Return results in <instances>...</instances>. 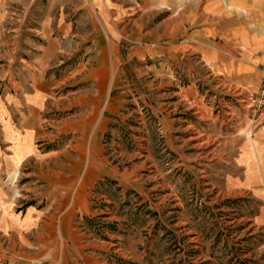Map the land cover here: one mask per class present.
<instances>
[{"label": "crops", "instance_id": "1", "mask_svg": "<svg viewBox=\"0 0 264 264\" xmlns=\"http://www.w3.org/2000/svg\"><path fill=\"white\" fill-rule=\"evenodd\" d=\"M128 2L98 0L109 38L93 43L97 67L87 71L83 67L58 74L48 71L54 62H62L73 29L72 23L46 20L42 26L46 43L40 46L36 67L18 91L0 103L2 142L7 146L0 152V234L7 243L0 259L6 264L15 259L17 264H107L104 258L115 245V235L108 241L96 240L78 224L95 216L89 191L100 176L131 188L139 184L144 168L120 175L104 158L102 143L112 120L126 119L120 111L128 93L135 91L125 85L112 95V73L116 70L118 78L121 64H150L152 74L134 71L139 79L160 75L175 80L171 67L197 59L231 96L256 91L262 83L264 0ZM124 15L130 18L122 19ZM110 40L115 46H128L129 55H118ZM66 87L72 90L58 97L56 90ZM174 88L173 97L151 103L162 122L168 151L183 162V173L198 166L204 182L208 180L205 184L227 198L255 200L259 207L255 222L264 227V123L253 128L249 115L237 116L230 103L211 106L195 82ZM57 112L64 116L60 132L74 138L72 151L39 145L49 137L44 118ZM21 238L16 257V240Z\"/></svg>", "mask_w": 264, "mask_h": 264}, {"label": "rangeland", "instance_id": "2", "mask_svg": "<svg viewBox=\"0 0 264 264\" xmlns=\"http://www.w3.org/2000/svg\"><path fill=\"white\" fill-rule=\"evenodd\" d=\"M98 8H101L98 0H0V103L15 94L19 84L36 67L40 46L46 43L42 33L46 20L72 23L73 29L68 41L64 38L67 43L62 62H54L48 71L58 74L61 70L96 68L93 43L96 46L98 41L109 38ZM150 17L148 13L146 18ZM129 18L124 15L122 19ZM131 29L132 26L127 27V31ZM56 35L54 32L53 37ZM110 43L118 55H129L128 46H115L111 40ZM138 69L152 74L150 64L135 62L121 64L118 78L116 70L112 73L113 96L125 85L134 86L135 91L128 93L126 105L120 111V116L126 119L112 120L102 146L108 166L120 175L144 165L139 184L128 188L118 180L100 176L96 187L89 191L95 216L78 227L100 241H108L115 235V245L104 258L107 264H264V227L255 222L257 202L220 194L205 184L208 180L204 182L198 166L183 173V162L168 151L162 122L154 116L151 104L173 97L174 86L195 82L211 106L230 103L237 116H242L244 94H227L222 82L197 59H191L185 66L180 63L177 68L171 67L177 73L175 80L160 75L137 77L138 80L134 73ZM71 90L60 88L56 93L63 97ZM51 115L43 123L49 137L39 145L48 150L72 151L73 136L62 134L58 125L64 116L60 112ZM2 130L5 128L0 127V152L7 151ZM177 163L180 166H174ZM114 216L119 219H112ZM21 241L22 238L16 240L19 244L15 247L16 257ZM34 241L31 239L32 245ZM0 251H7L1 234ZM2 262L6 264L0 259ZM18 262L14 260V264Z\"/></svg>", "mask_w": 264, "mask_h": 264}, {"label": "built area", "instance_id": "3", "mask_svg": "<svg viewBox=\"0 0 264 264\" xmlns=\"http://www.w3.org/2000/svg\"><path fill=\"white\" fill-rule=\"evenodd\" d=\"M243 109L249 115L253 125L264 123V76L260 87L243 96Z\"/></svg>", "mask_w": 264, "mask_h": 264}]
</instances>
